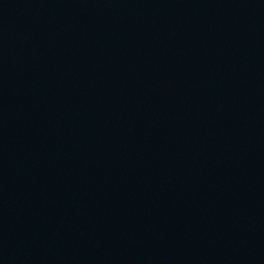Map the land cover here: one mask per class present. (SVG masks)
<instances>
[{
	"label": "water",
	"instance_id": "water-1",
	"mask_svg": "<svg viewBox=\"0 0 264 264\" xmlns=\"http://www.w3.org/2000/svg\"><path fill=\"white\" fill-rule=\"evenodd\" d=\"M0 264H264V0H0Z\"/></svg>",
	"mask_w": 264,
	"mask_h": 264
}]
</instances>
